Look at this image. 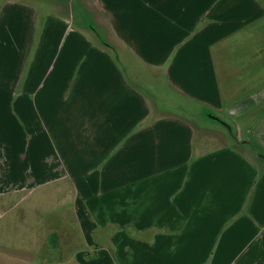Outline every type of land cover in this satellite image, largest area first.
<instances>
[{
    "label": "crops",
    "instance_id": "0c3cea01",
    "mask_svg": "<svg viewBox=\"0 0 264 264\" xmlns=\"http://www.w3.org/2000/svg\"><path fill=\"white\" fill-rule=\"evenodd\" d=\"M236 1L0 0V207L51 184L70 190L74 210L48 219L31 207L39 233L0 243V264H264V163L237 143L207 146L219 136L205 128L196 142L191 120L154 95L221 114L238 142L264 147V0ZM78 2L100 16L102 35L92 21L74 24L43 93L45 76L29 81ZM80 67L84 85L70 87ZM158 77L147 93L133 80ZM34 157L43 164L30 167Z\"/></svg>",
    "mask_w": 264,
    "mask_h": 264
},
{
    "label": "rangeland",
    "instance_id": "374dc122",
    "mask_svg": "<svg viewBox=\"0 0 264 264\" xmlns=\"http://www.w3.org/2000/svg\"><path fill=\"white\" fill-rule=\"evenodd\" d=\"M73 1L74 0H71V2H73ZM239 5H241L240 0H237L236 3L234 2L233 6H239ZM81 10H82V6L78 2L74 6V12H72V14L69 18L68 24L65 25L66 29H64L65 27L61 26V27H57L55 29L50 30L51 32H53V34L51 35L52 38L46 42L45 46L42 49L43 50L42 51L43 56L40 59H38V61H37L38 69H37V72H36V70L34 71L36 77H34L35 76L34 75L33 76L34 78L32 77L30 79V81H29L30 86H33V87L37 86L39 80H41V78L45 76L46 77L45 78V84H44V87L41 89H42L43 93L47 92L48 88L50 87V83H51V74L49 77V73H50V71L53 70L55 59L57 60V65H59L61 60L63 59L65 53L68 51L69 40L72 38L73 32L75 31L74 30V27H75L74 24L78 25L79 22L81 21L83 23H86V25H88V27H89L92 25V24H90L92 21V23L95 25L94 27L102 35L101 30L98 27L100 25L98 23L100 16L94 15L91 18L90 14L80 12ZM46 15L47 14H45V16ZM46 21H48L47 17H46ZM86 31H88L89 33H92L91 31H89V29L88 30L86 29ZM91 36H89L90 39H92ZM102 42L106 43L104 41H102ZM17 44H18L17 41H13L12 49H13L14 45H17ZM105 45L110 46L108 43H106ZM78 54H79V49H78ZM85 55H87V54H85ZM118 55H120V54H118ZM116 58H117V55H116ZM122 60H124V59H122ZM123 62H124L123 64H124V67L126 68V70L128 72L131 71L128 63H125V61H123ZM16 65H17L16 62L12 63V68H11L12 76H13V70L15 68L17 69ZM48 67H49V69L47 70ZM81 69H82V71H81ZM84 69H85V67L79 68V71H81V73L78 71L77 80L76 79L74 80V77L71 80H69L70 87L79 86V85L83 86L84 85V73H82L84 71ZM9 70L10 69H8V71ZM55 73H57V71ZM134 76L136 77L135 74H134ZM1 78L9 79V75H7V77L0 76V79ZM133 80L138 81V83L142 86L143 90L146 93L151 91L152 87L154 89L156 86L162 87L163 83H164L163 77H158L157 80L152 79L151 85H146L147 82L145 81V79L141 80V79L133 78ZM73 81L74 82L76 81V82L74 83ZM154 95L156 97H158L157 101L159 102V104L162 103V105L165 106V109L168 108L171 112L180 114V115L186 117L187 119L191 120V122L194 124L195 135H196L195 141L196 142L197 141L201 142L202 137H203L201 129L205 128V129H208L207 130L208 132H210V134L206 133V135H211V133H214V134H217L219 136V138H217L216 135L215 136L211 135V137H214V139L211 140V138H208L209 140H205L207 146L214 147V146H218V145L223 144V143H232V144L236 143L235 140H237V138L233 137L232 133H230V130L225 126L223 120H227V119H225V117L223 115L218 114V113L216 114V112H214L210 109L201 107L198 104L191 106V105L187 104L186 102L182 101L181 99L179 100V97L176 96L175 94L166 93L164 95V93L156 92ZM30 98L32 99L33 96H31ZM30 114H31V112H30ZM28 117L30 119H32V117L30 115ZM213 117H217L219 119H215ZM17 120L20 124V119L17 118ZM15 129L18 131V133L20 132L17 125L15 126ZM15 129H14V132L16 133ZM2 130H3V134H4V127L3 126L0 127L1 132H2ZM209 130H211V131H209ZM7 131H8V129H7ZM233 138H234V140H233ZM250 141H252V145H248V147L247 146L242 147L243 144H241V145L237 144V145L240 146V148H242V150H248L250 155L252 156L254 162L255 163L258 162L262 165L264 163V160H263V162H261L260 158L263 157L264 147H262L256 139H251ZM3 144H4L3 150H5V144L6 143L3 142L2 145ZM28 144L30 146H32V143H28ZM51 149H53V148H52L51 138H49V142H45L46 158H45V163H44V175L42 173L43 170L39 171L41 173V174H39V178L42 177L44 180L52 177V172H51V174L49 173V170H51L50 163L53 160V156H52L53 152H51ZM33 160H34L35 165L37 164V161H39L41 164H43V161H41L40 157L29 158V162L27 164L30 167L32 165L30 161H33ZM29 170H31V169L29 168ZM2 176H4V175L2 174ZM24 177H25V175H24ZM67 181L63 180L61 182V185H66L65 183ZM56 186H58V184H55V187ZM35 193L36 194L34 196H32L31 198L27 199L28 202H25V203L24 202L19 203L20 198L17 197V198H19V200L15 203V201L17 200V199H15V201L13 202L12 208L9 209L7 212H5V210H4V213H3V207H0V243L1 244H5L8 246L9 245L10 246H18V245H21L22 242H24L26 240L31 242L30 238L34 237L35 235H37L39 233L35 229V220L36 219L34 218V214H33V212H35V211L31 207H38L39 209H42V211L39 213V215L42 214L43 216H45L48 219H50L52 217H57L58 215H60L62 218L65 216L71 217L73 215L74 210H72L71 202L68 200V198L71 194L70 190H68V189L63 190L62 189V190H60V193H58V191L56 189H53V186L50 184V186H45L44 188L40 189L39 191H36ZM43 195H45V197ZM53 195H54V199L52 197ZM58 197H60V200ZM26 219H28L29 222L25 221ZM59 225L68 228V225L66 226V223H59ZM73 226L74 225H71V229ZM10 232L22 233L23 238L17 237V239H13L10 237L11 236ZM17 235H21V234H17ZM26 236H27V239H26ZM60 236H61V240H60L61 246L65 247V246L72 243V242L69 243L70 240L68 239V237H67V240L64 239V237H63L64 233L63 232L60 234ZM49 244L51 245L52 243L49 242Z\"/></svg>",
    "mask_w": 264,
    "mask_h": 264
},
{
    "label": "trees",
    "instance_id": "16d2710c",
    "mask_svg": "<svg viewBox=\"0 0 264 264\" xmlns=\"http://www.w3.org/2000/svg\"><path fill=\"white\" fill-rule=\"evenodd\" d=\"M104 42H105V41H104ZM104 44H106V43H104ZM230 127H231V131H230V133H232L233 137H236L235 133L233 132V126L230 125ZM235 142H236L237 144H243V145L248 144V145H252V141H248V142H238V140H235ZM262 158H264V154H263V157H262Z\"/></svg>",
    "mask_w": 264,
    "mask_h": 264
},
{
    "label": "water",
    "instance_id": "95a60500",
    "mask_svg": "<svg viewBox=\"0 0 264 264\" xmlns=\"http://www.w3.org/2000/svg\"><path fill=\"white\" fill-rule=\"evenodd\" d=\"M213 118H215V119H219V118H217V117H213ZM224 124H225V126L231 131V127H230L226 122H224Z\"/></svg>",
    "mask_w": 264,
    "mask_h": 264
}]
</instances>
